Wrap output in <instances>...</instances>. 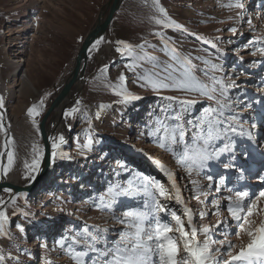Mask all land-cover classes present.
I'll use <instances>...</instances> for the list:
<instances>
[{"label": "rangeland", "instance_id": "rangeland-1", "mask_svg": "<svg viewBox=\"0 0 264 264\" xmlns=\"http://www.w3.org/2000/svg\"><path fill=\"white\" fill-rule=\"evenodd\" d=\"M26 1L0 0L1 76L13 86L12 94L4 95L9 102L6 115L17 131L19 123L26 124L25 117L34 120L31 135L19 136L40 145L32 150L24 144L20 161L26 170L21 166L23 174L16 178L22 185L30 183L33 162L42 165L41 111L55 99L109 0ZM104 35L87 62L84 79L73 87V102L63 114L58 108L47 118L50 132L56 126L60 134L52 138L57 145L52 178L30 193L0 194V211L8 217L0 233L2 264H100L92 253L79 255L86 248L85 229L88 237L102 234L104 248L120 244L122 233L134 232L126 226V211H147L146 203L166 206L167 214L157 210L161 219L175 227V213L189 234L190 214L192 225L201 230L198 241L207 240L213 253L210 264L220 259L218 248L225 253L233 245L230 250L236 255L249 237L237 227L233 212L243 217L247 207L240 212V205L252 207L248 222L240 220L245 230L255 232L264 220V0H122ZM14 40L23 51L16 65L6 59ZM118 42L128 43L132 55ZM118 47L123 54L117 53ZM173 56L185 65L188 90L177 85L154 90L151 82L159 69L153 64L175 65ZM209 117L217 131L204 170L189 174L188 157L205 146L200 129ZM175 125L182 128L179 146L168 140L181 135L179 129L171 131ZM238 169L244 170L243 177ZM256 179L263 181L257 190ZM241 193H247L243 201L238 199ZM219 221L224 223L216 227ZM205 228L211 238L203 233ZM170 235L177 237L185 255L179 234Z\"/></svg>", "mask_w": 264, "mask_h": 264}, {"label": "snow or ice", "instance_id": "snow-or-ice-1", "mask_svg": "<svg viewBox=\"0 0 264 264\" xmlns=\"http://www.w3.org/2000/svg\"><path fill=\"white\" fill-rule=\"evenodd\" d=\"M236 7H242V4H236ZM161 13H163V9H161ZM157 24H160V21H156ZM167 27V25H163ZM172 27L174 29H180L179 24H173ZM231 31H235L234 29ZM102 41L97 39L94 43L91 44L90 47H87V51H92L96 49L97 45ZM122 44L123 49H125L129 56L132 55L133 49L128 43L118 42ZM143 47V45H141ZM117 53H121V48H116ZM264 51V50H262ZM123 54V53H121ZM172 59L175 61V65H162L160 61H156L153 64V67L159 69L156 72V79L151 82L152 88L154 90H164L168 89L171 85H177L182 90H188L186 85L189 83L185 78V75L182 69L185 65L181 62V60L177 56H173ZM125 67L131 69L133 65L126 64ZM106 70V69H105ZM121 80L124 79L123 76L120 77ZM212 99L213 97H209ZM132 100H138L140 97L133 96ZM127 102V101H125ZM79 101H77V105H79ZM0 107H3V102L0 100ZM32 109L29 110L28 115H32ZM77 108H73L72 112H76ZM206 112L208 110H205ZM214 111V110H213ZM71 115L70 112H66L65 116ZM174 119H179V117H173ZM223 122H221L222 124ZM2 127V125H0ZM181 131V135L179 137H169V143L177 144L179 146V140L183 138L182 128L180 125H175L171 128L173 133L177 132V130ZM201 132L204 133V147L202 151L195 152L193 155L188 157L187 171L189 174L192 173L194 169H197V175L200 174V170H204V163L208 158L207 149L211 147V137L215 131H217V126L213 123L211 117H209L206 126H201ZM226 132L227 130L224 129ZM11 141H9L10 143ZM60 142L63 143V137L60 138ZM187 141L185 140V147L187 146ZM164 144H161L163 147ZM57 145L53 143L52 148L55 150ZM219 157H217L218 159ZM8 161L11 163L12 154L8 153ZM33 168H38V161H34L32 164ZM227 167H230L227 166ZM6 171V170H5ZM207 179L212 181V177L208 176ZM223 183V181H221ZM9 193L12 192L11 189H4ZM264 196V193H261ZM247 193H241L238 195V199L243 201ZM179 202V201H178ZM7 203V202H5ZM2 206V205H0ZM215 207L219 210V205H215ZM247 207V213L243 217L236 216L233 212L234 219L237 221V227L241 232H245V234L249 237V243L246 248H241V250L233 255L230 250L233 245H228L229 250L225 253H222L218 248L215 250V254L220 256V259L215 260L214 264H234V262H241V264H255L256 261H264V220H261L259 226L255 229V232L250 230H245L243 225L240 223L241 219L248 222V217L252 216V207L240 205L239 211L243 212L244 208ZM144 210H127L125 213L126 220L130 221L126 226L133 228V233H122L121 234V242L120 244H116L113 242L109 247L104 248L101 245V235L93 234L91 237L87 236L88 229H85V237L82 239L86 245V248H83L79 255L83 257H88L89 253L94 254L99 258L100 264H210L211 256L213 255L210 246L205 240L203 244H201L197 237L200 234L199 229L192 225V218L189 214V232L185 231L183 224L179 217L172 213L171 219L175 221V227L171 226L168 222L161 219V217L157 214V210L159 213H166V206L160 204H144ZM170 211V209L168 210ZM229 211L233 210L229 208ZM204 217V214H201V218ZM8 217L4 211H0V233L4 232V226L7 223ZM121 223H125V221H121ZM221 223L224 221H219L216 227H219ZM20 228V226H17ZM20 231H23L20 228ZM203 233L208 236L209 229L205 228L202 230ZM173 232H177L180 237V242L183 244V252L185 255H181L178 245H177V237L174 235H170ZM210 238V237H209ZM75 244L76 241L74 240ZM213 244L220 243L221 247H224L223 242L221 241H212ZM98 245H100L98 247ZM61 247L64 246L63 242L60 244ZM227 255L231 259L224 260L223 256ZM3 257L0 256V264H2ZM83 264H87V260L83 262ZM95 264V262H94Z\"/></svg>", "mask_w": 264, "mask_h": 264}, {"label": "bare ground", "instance_id": "bare-ground-1", "mask_svg": "<svg viewBox=\"0 0 264 264\" xmlns=\"http://www.w3.org/2000/svg\"><path fill=\"white\" fill-rule=\"evenodd\" d=\"M3 10H4V8L1 7V12H3ZM18 44H19V42L16 41V40L11 41V43L8 44L9 45L8 47L10 49L8 50L9 55H7L6 59L12 65H16V64H18V63H20L22 61L23 51L22 50H18V48H19ZM101 51L102 50L100 48L97 49V55L98 56H99V53ZM0 62H1V57H0ZM0 65H1V63H0ZM77 84H80V81ZM12 88H13L12 84L9 87V85L7 86V84L4 83V81L2 79V76H1V69H0V100H2V102H3V107H0V125H2V127H0V182L3 181V179H6V181H8L10 183L12 182V184H13V183H17L16 182V178H18V176L20 177L19 174L22 173L21 172V168L23 167V165H22L23 161H20V156L24 155V152L26 150L25 145H27V147H29L32 150L33 149H38L40 145H38L39 142L37 143V140H35V139H27L26 140L27 137H25V136H30L31 133L33 132L32 128L35 126L34 120L29 119V117H25V119H24L25 121L24 122L26 124L19 123L20 126L18 127L19 128L18 131L16 130V127L12 126L8 122V116L6 115V110L8 108H7L6 104H8L9 102H8V100L4 99V95L6 93L8 95H11L12 94ZM64 104L65 103H63L62 106ZM60 110L61 109L59 108V111ZM56 120L58 121V119H56ZM48 129L49 130H48V133H47V137L50 140V142L48 144L49 146H48L47 156H48L49 160H51V161H50V164H49L48 168L46 169V172H45L44 176L41 178L39 184L37 183L39 186L36 184L38 186V188L39 187L41 188V185L44 184L47 179L49 181L52 178V176H53L52 174L54 173V172H52V167H53V163L55 161L54 159H55L56 154H57L56 153L57 147L55 148V150H53V148H52V145H53L52 138H53L54 134L55 135L59 134V130L57 132L56 126H53L51 128V132H50V128H48ZM20 132L25 135L24 139H22V137L19 136ZM35 134H37V133H35ZM9 141H11V142L9 143ZM9 152L12 154L11 163H9V161H8V153ZM43 154H45V148H44ZM37 159H38V156H36V160ZM259 159L263 160V157H260ZM40 161L41 160H39V162ZM161 164H165V162H162ZM81 165L82 164H80L79 166H81ZM263 166H264V164L261 165V167H263ZM24 168L25 167L22 168L23 172H25L24 170H26ZM41 169H42V165H39L38 168H33L31 170V173L29 175L30 176L29 177V179H30V183L29 184H33L34 183V181L37 179V174L40 172ZM226 170H229V169L226 168ZM58 171H59V169H57V173H58ZM238 174L240 175V177H243L245 175L244 174V170L238 169ZM262 177H264V174L262 175ZM253 182H254L253 183L254 184L253 189L255 188V190L258 189L257 187L260 188L261 184L263 183V181L261 179H256ZM255 186H257V187H255ZM209 237L211 238L212 235L209 234Z\"/></svg>", "mask_w": 264, "mask_h": 264}, {"label": "water", "instance_id": "water-1", "mask_svg": "<svg viewBox=\"0 0 264 264\" xmlns=\"http://www.w3.org/2000/svg\"><path fill=\"white\" fill-rule=\"evenodd\" d=\"M121 1L122 0H109L107 1L106 6L100 10L95 25L87 33V36L85 37L82 44L77 50L78 52L76 54L71 72L65 78L62 87L59 89L57 95L55 96V99L49 105L47 111L44 113L41 122L39 123V128L41 129L42 143L45 147V154L42 158V169L37 174V179L34 181L33 184L29 185H22L19 183L12 184L6 181V179H3V181L0 182V194L4 191V189L12 190V192L9 193V196L19 194V192L30 193L31 190L35 187V185L39 183L41 178L44 176L46 169L48 168L51 161L47 156L49 146L48 144L50 142L47 137V133L49 130L48 125L46 123L47 118L50 115L54 114V112H57L58 108L61 109L60 112L63 114L65 107L73 102L74 99L70 97L71 95H74L73 87L77 86V83L84 79V74L87 68V62L89 61V59H91L93 53L95 52V49L89 52L86 50V48L90 47L91 44L94 43L97 39H100L101 41L103 40V38L105 37L104 34L112 21L113 15L116 13V11L121 5ZM63 103L65 104L62 106Z\"/></svg>", "mask_w": 264, "mask_h": 264}, {"label": "trees", "instance_id": "trees-1", "mask_svg": "<svg viewBox=\"0 0 264 264\" xmlns=\"http://www.w3.org/2000/svg\"><path fill=\"white\" fill-rule=\"evenodd\" d=\"M47 108H48V105L42 109L41 114L44 115V113L47 111Z\"/></svg>", "mask_w": 264, "mask_h": 264}]
</instances>
